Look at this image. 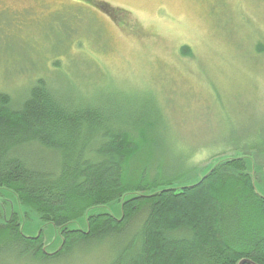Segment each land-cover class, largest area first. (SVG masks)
Listing matches in <instances>:
<instances>
[{"label":"rangeland","instance_id":"374dc122","mask_svg":"<svg viewBox=\"0 0 264 264\" xmlns=\"http://www.w3.org/2000/svg\"><path fill=\"white\" fill-rule=\"evenodd\" d=\"M39 78L115 107L122 128L153 123L152 187L191 168L200 178L209 152L227 146L219 158L242 152L249 170L262 167L254 179L264 197V0H0V92L18 99ZM0 209L20 211L25 236L44 230L49 253L61 247L38 214L26 208L23 218L13 194ZM100 213L122 215L119 203L91 211ZM138 231L53 260L3 255L0 264H112Z\"/></svg>","mask_w":264,"mask_h":264},{"label":"trees","instance_id":"16d2710c","mask_svg":"<svg viewBox=\"0 0 264 264\" xmlns=\"http://www.w3.org/2000/svg\"><path fill=\"white\" fill-rule=\"evenodd\" d=\"M65 91L39 78L18 99L0 92V198L13 194L24 219L31 209L62 239L49 254L44 230L25 236L20 211L0 209V257L53 260L139 228L112 264H264V197L254 179L262 167L249 170L242 152L219 158L226 146L209 152L200 178L191 168L152 187L161 170L153 176L148 165L153 123L122 128L115 107ZM111 203L122 204L121 218L89 213ZM83 216L87 229L69 228Z\"/></svg>","mask_w":264,"mask_h":264},{"label":"water","instance_id":"95a60500","mask_svg":"<svg viewBox=\"0 0 264 264\" xmlns=\"http://www.w3.org/2000/svg\"><path fill=\"white\" fill-rule=\"evenodd\" d=\"M120 208H121V211H122V204H120ZM91 214V212H89ZM122 216V215H121ZM84 218L86 219V216H84ZM121 218V217H120ZM87 220V219H86ZM24 234V233H23ZM46 246V245H45ZM62 246V245H61ZM61 249V247L59 248ZM58 249V250H59ZM46 250H47V246H46ZM57 250V251H58ZM57 251H54L53 253L57 252ZM48 252V250H47ZM49 253V252H48ZM49 254H52V253H49ZM238 264H255L254 262L248 260V259H244V260H241L240 262H238Z\"/></svg>","mask_w":264,"mask_h":264}]
</instances>
